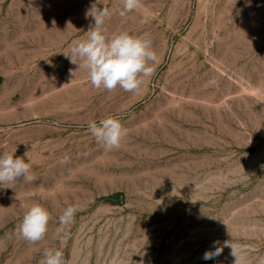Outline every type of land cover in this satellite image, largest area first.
Segmentation results:
<instances>
[{"label":"rangeland","instance_id":"rangeland-1","mask_svg":"<svg viewBox=\"0 0 264 264\" xmlns=\"http://www.w3.org/2000/svg\"><path fill=\"white\" fill-rule=\"evenodd\" d=\"M93 3L111 13L105 35L149 34L158 62L138 92L97 90L67 57L95 26L85 18ZM122 8L0 0V153L28 157L35 177L0 184V264H40L45 249L60 250L65 264H234L232 243L258 264L264 0H141L124 18ZM160 109L167 116L146 129ZM109 116L127 135L105 151L87 126ZM36 203L52 219L29 243L18 227ZM70 205L74 223L57 238ZM216 241L222 253L203 260Z\"/></svg>","mask_w":264,"mask_h":264},{"label":"clouds","instance_id":"clouds-1","mask_svg":"<svg viewBox=\"0 0 264 264\" xmlns=\"http://www.w3.org/2000/svg\"><path fill=\"white\" fill-rule=\"evenodd\" d=\"M123 8L119 15L124 18L128 13L141 7V0H122ZM111 15L107 7L98 8L93 3L85 12V18L91 17L94 27L87 31L86 39L73 41L70 58L78 68L86 70L89 82L93 88L114 91L117 87L126 92H138L143 84L144 77L154 75L153 64L158 57L152 49V41L148 33L140 35L130 34L126 31L105 35L103 25L106 18ZM141 23L146 22L141 19ZM77 60L80 63H77ZM151 62V63H150ZM74 76V72L71 73ZM88 131L99 142L105 151L119 149L127 129L116 117L103 118L99 123L90 121ZM27 157V153H25ZM31 164L22 157L15 156V152L0 153V184L12 183L17 180L33 181ZM78 207L70 205L59 216V227L56 229L57 238L67 237V228L74 223ZM52 215L43 205L36 203L24 213L18 227L20 236L29 243H37L44 239ZM218 241L213 242V250L205 251L202 259L213 260L218 257L222 247ZM231 255L235 258L234 264H249L245 255L246 246L232 243ZM40 264H65L60 250L45 249ZM258 264H264V256L260 257Z\"/></svg>","mask_w":264,"mask_h":264},{"label":"bare ground","instance_id":"bare-ground-1","mask_svg":"<svg viewBox=\"0 0 264 264\" xmlns=\"http://www.w3.org/2000/svg\"><path fill=\"white\" fill-rule=\"evenodd\" d=\"M162 106V105H161ZM161 106H159V107H161ZM170 106V105H169ZM165 108V107H164ZM169 108V107H168ZM157 111V110H156ZM176 111V110H175ZM167 110H165V109H160V110H158L157 112H156V114H155V112H154V114H155V116H154V118H152L150 115V117L152 118V119H150L149 117H146V118H149V119H147L146 120V122H145V128L147 129H149L151 126H152V124H154V120L156 121V118H159V119H162L164 116L166 117L167 116ZM152 115V114H151ZM144 118H145V116H144ZM170 118V117H169ZM142 119V118H141ZM143 121V120H142ZM164 121V120H163ZM162 121V122H163ZM139 122V121H138ZM158 122V121H157ZM172 122V121H171ZM140 123V122H139ZM173 123V122H172ZM155 125H157V123L155 124ZM133 127V126H132ZM137 127V126H136ZM144 127V126H143ZM163 127V126H162ZM135 128V127H134ZM136 129V128H135ZM154 131H156V130H154ZM146 132V131H145Z\"/></svg>","mask_w":264,"mask_h":264}]
</instances>
